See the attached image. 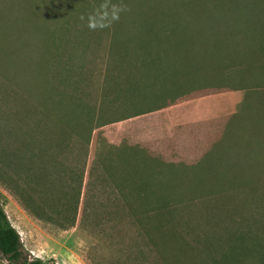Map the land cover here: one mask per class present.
<instances>
[{
	"label": "rangeland",
	"instance_id": "rangeland-1",
	"mask_svg": "<svg viewBox=\"0 0 264 264\" xmlns=\"http://www.w3.org/2000/svg\"><path fill=\"white\" fill-rule=\"evenodd\" d=\"M226 90L204 154L142 143V111ZM0 205L46 263L221 264L264 224V0H0Z\"/></svg>",
	"mask_w": 264,
	"mask_h": 264
},
{
	"label": "crops",
	"instance_id": "crops-1",
	"mask_svg": "<svg viewBox=\"0 0 264 264\" xmlns=\"http://www.w3.org/2000/svg\"><path fill=\"white\" fill-rule=\"evenodd\" d=\"M243 100L242 92L226 90L142 111V143L160 147L159 141L163 139L176 143L174 146L181 154L202 155L238 113Z\"/></svg>",
	"mask_w": 264,
	"mask_h": 264
},
{
	"label": "trees",
	"instance_id": "trees-1",
	"mask_svg": "<svg viewBox=\"0 0 264 264\" xmlns=\"http://www.w3.org/2000/svg\"><path fill=\"white\" fill-rule=\"evenodd\" d=\"M71 134L69 130L66 135ZM166 211H152L153 213L168 214L173 216L174 212L172 210ZM74 220V219H73ZM259 227L254 230L248 227L244 230L241 225L236 230V235L238 236L234 240H229L230 248L229 253L231 254H220L219 261L221 264H227V262L234 257V259H245L255 252L259 257L258 264H264V224L258 223ZM255 225V224H254ZM242 229V230H241ZM263 234V236L259 235ZM248 235H252L249 236ZM248 237L249 239H246ZM238 251V252H237ZM0 254L11 264H56L55 262L46 263L40 258H30L24 251L21 241L20 234L17 229L10 222L4 208L0 205Z\"/></svg>",
	"mask_w": 264,
	"mask_h": 264
},
{
	"label": "clouds",
	"instance_id": "clouds-1",
	"mask_svg": "<svg viewBox=\"0 0 264 264\" xmlns=\"http://www.w3.org/2000/svg\"><path fill=\"white\" fill-rule=\"evenodd\" d=\"M82 19H83V17H82ZM89 27H93V25L89 24Z\"/></svg>",
	"mask_w": 264,
	"mask_h": 264
}]
</instances>
